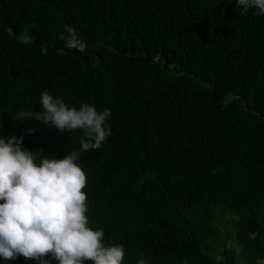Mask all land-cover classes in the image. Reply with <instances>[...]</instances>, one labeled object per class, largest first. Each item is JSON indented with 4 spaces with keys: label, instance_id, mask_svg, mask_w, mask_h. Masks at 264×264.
Masks as SVG:
<instances>
[{
    "label": "trees",
    "instance_id": "16d2710c",
    "mask_svg": "<svg viewBox=\"0 0 264 264\" xmlns=\"http://www.w3.org/2000/svg\"><path fill=\"white\" fill-rule=\"evenodd\" d=\"M0 264H264V0H0Z\"/></svg>",
    "mask_w": 264,
    "mask_h": 264
}]
</instances>
